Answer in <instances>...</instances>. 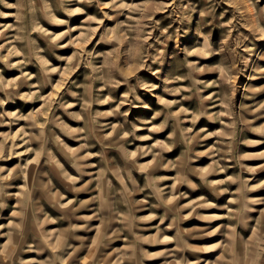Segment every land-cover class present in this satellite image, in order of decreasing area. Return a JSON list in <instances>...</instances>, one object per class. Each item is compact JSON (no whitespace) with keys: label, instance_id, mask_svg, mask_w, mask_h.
Masks as SVG:
<instances>
[{"label":"rangeland","instance_id":"obj_1","mask_svg":"<svg viewBox=\"0 0 264 264\" xmlns=\"http://www.w3.org/2000/svg\"><path fill=\"white\" fill-rule=\"evenodd\" d=\"M0 264H264V0H0Z\"/></svg>","mask_w":264,"mask_h":264}]
</instances>
